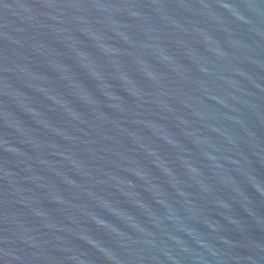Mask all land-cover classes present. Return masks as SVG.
Listing matches in <instances>:
<instances>
[{"label": "water", "instance_id": "95a60500", "mask_svg": "<svg viewBox=\"0 0 264 264\" xmlns=\"http://www.w3.org/2000/svg\"><path fill=\"white\" fill-rule=\"evenodd\" d=\"M0 264H264V0H0Z\"/></svg>", "mask_w": 264, "mask_h": 264}]
</instances>
